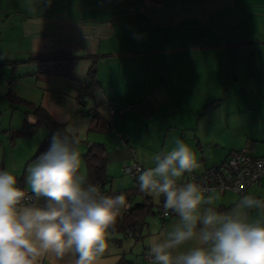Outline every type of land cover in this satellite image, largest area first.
<instances>
[{"label":"rangeland","instance_id":"1","mask_svg":"<svg viewBox=\"0 0 264 264\" xmlns=\"http://www.w3.org/2000/svg\"><path fill=\"white\" fill-rule=\"evenodd\" d=\"M43 1H48L52 9L58 8L53 4L60 1L64 5L60 8L71 12L97 3V0ZM162 4L166 6V18L183 21L180 26H171L168 32L169 47L174 50L157 51L153 67L148 68L155 83L165 76V84L156 91L158 98L170 96L168 104L157 112L150 110L154 112L150 117L129 107L123 115H114L111 126L102 119L99 124L104 132L102 138L106 139V171L111 176V182L101 191L120 192L133 183L135 188L128 191L136 192L131 194L134 200L145 199V193L136 185L139 175L134 177L124 170L131 163L132 149L138 163L146 169L154 168V157L171 151L174 140L180 139L195 154L200 167L194 172L199 173L219 163L229 149L244 145L238 144L239 137L231 127H243L251 112H264V0H163ZM156 10L146 8L148 15H154ZM4 62H0V170L17 173L18 179L31 163L27 160L19 164L23 148L19 144L26 140L22 138L44 139L47 132L39 127L32 135L17 136L11 145L9 130L22 127L25 109L12 103L7 93L12 91L22 97L24 81L13 79L12 65ZM139 69L142 73V67ZM18 76L15 73V78ZM158 98L157 103L162 101ZM133 102L137 101L123 106L116 104L115 108ZM119 134H124L127 144ZM77 148L80 171L85 175L82 155L86 149L83 150L84 145ZM12 158L18 160L16 166ZM152 198L156 204L162 201L160 197ZM250 215L253 219L264 216L258 210ZM146 217L150 225L161 222L159 216Z\"/></svg>","mask_w":264,"mask_h":264},{"label":"crops","instance_id":"2","mask_svg":"<svg viewBox=\"0 0 264 264\" xmlns=\"http://www.w3.org/2000/svg\"><path fill=\"white\" fill-rule=\"evenodd\" d=\"M162 3L163 0L158 2L97 0L92 7L71 12L61 9L60 6L64 5L60 1L53 4L58 8L52 9L48 7V1L44 3L43 0H0V38L3 42H0V62L22 61L17 66L13 64L11 71L13 79L24 81L21 84L23 89L21 96L40 104L55 121L67 123L68 130L81 139L80 145H84L83 150L87 151L91 142L89 140H97L104 144L106 142V139L102 138L104 132L100 130L101 119L111 126L114 115L116 113L123 115L132 104L134 107L130 109L137 108L139 114L147 117L154 113L149 112L150 110L154 109L157 112L168 104L170 96L162 98L159 95L161 97L158 98L156 91V88L161 89L165 84L163 81L165 76L162 75L160 82L155 83L156 80L148 68L153 67L157 51L174 50L169 47L168 32L171 26H180L183 21L181 18L177 21H172L169 16L166 18V6ZM148 7L158 10L154 15H148L146 11ZM67 54L79 57L72 68L75 80L65 75L47 73L42 64L36 61L24 62L34 58H54ZM94 57L98 60L96 77L101 89L93 96H85L80 90V84L87 82V70L92 65ZM139 67H142V73ZM15 73L19 75L18 78H15ZM168 84L170 85V82ZM78 96L83 99L82 105L75 100ZM157 98L164 101V104L162 101L157 103ZM135 100L137 102L129 106L115 108L116 104L123 106ZM110 104L115 109L113 114L108 112ZM122 108L124 112L119 113ZM90 109H96L97 114L89 113ZM27 119L30 123L35 121L31 114ZM243 124L244 126L239 129L230 128L239 137L238 144H244L239 148L247 147L255 154H262L264 112L249 113ZM119 137L127 144L124 134H119ZM41 138L42 136L33 141L22 138L26 140L19 144L23 147L19 154L21 158L19 164L29 160L40 141H43ZM239 148L229 149L221 161L230 150ZM131 151L133 154L130 159L132 157L135 159L133 149ZM13 162L14 166L18 164L15 158ZM32 163L28 164L25 172L24 190L28 192L30 190L27 175ZM141 165L145 168L143 164ZM185 175L187 174L185 173L179 180L184 179ZM133 185L131 183L125 189H134ZM132 193L136 192L134 190L129 192L126 199L130 207L135 203H152L154 213H146L144 209L136 211L139 218L146 222L138 227V238L122 236L125 233L119 234L121 237L108 236V247L98 258L97 264H116L121 257L136 264H154L153 259L145 257L144 251L148 252L150 245L164 239L178 220V217L169 210L164 220L161 219L157 224L152 222L150 225L146 215L158 216L157 208H164V204L160 207L162 204H156L152 196L146 193L145 199L139 197L134 200ZM246 195L264 199V177L247 188ZM205 196L213 198L212 206L219 211L231 209L239 200V196L230 191L224 194L210 191ZM38 203L41 204V200ZM254 210H258L261 216L264 215V210ZM195 246V241L188 242L177 251H187ZM71 259L66 256L60 260L54 255H48L42 258L40 264H70Z\"/></svg>","mask_w":264,"mask_h":264},{"label":"clouds","instance_id":"3","mask_svg":"<svg viewBox=\"0 0 264 264\" xmlns=\"http://www.w3.org/2000/svg\"><path fill=\"white\" fill-rule=\"evenodd\" d=\"M154 157L155 167L141 171L139 191L163 197L164 208L178 220L166 237L148 249L154 264H264V199L242 196L226 211L213 207V198L194 182L178 183L200 167L189 145ZM75 137L53 133L47 151L29 166L27 185L0 170V264H40L54 255L70 264H97L108 247L109 230L128 207L126 195H106L80 171ZM46 198L40 205V198ZM187 251H177L188 242Z\"/></svg>","mask_w":264,"mask_h":264},{"label":"trees","instance_id":"4","mask_svg":"<svg viewBox=\"0 0 264 264\" xmlns=\"http://www.w3.org/2000/svg\"><path fill=\"white\" fill-rule=\"evenodd\" d=\"M79 57L71 56L67 54L65 56L54 57V58H34L29 59L24 62L36 61L41 63L44 70L47 73L53 75H65L66 77L75 80V76L72 73V68ZM97 58H93L92 65L87 70L88 80L85 83L80 84V90L83 95L93 96L97 91L101 89V84L96 77L97 70ZM4 63L8 65H17L22 63V61H5ZM2 64V63H1ZM8 97L11 102L16 104L17 106H22L24 110V119L23 125L20 129H10L9 137L10 143L13 145L15 143V138L17 136H29L32 135L37 128L44 127L46 129V135L43 141L38 145L32 156L29 158L28 162H34L39 155L45 151H47L51 137L53 133H60L61 135H69L75 137L78 141V145L81 144V139L77 137L75 133H72L67 128V123H59L55 121L50 114L38 103H34L32 101L26 100L22 97H19L12 91H8ZM82 105V104H80ZM33 115L35 121L30 123L27 119L28 115ZM96 115V114H95ZM86 172L85 176L87 181L91 184L96 185L97 187L103 189L105 185L111 182V176L107 174L106 165H107V149L105 144L102 142L93 143V145H89L87 151L82 155ZM25 174L23 173L20 178L17 179V186L24 190L25 184ZM129 189H124L120 192H112L111 190L102 191V193H106L107 195H119L124 193L126 195V199L129 197ZM28 192V191H27ZM31 193V192H30ZM34 195V194H33ZM46 198H40L41 204L45 203ZM162 204L160 207H163L164 201L163 197H161ZM152 203H135L128 210L122 213L116 220V223L109 230L111 233L123 234L126 233L127 230H130L133 233V236L138 238V227L146 224L144 220H141L136 211L139 209H144L146 213H154L152 208ZM122 236H126L125 234ZM116 264H136L134 261H130L121 257Z\"/></svg>","mask_w":264,"mask_h":264},{"label":"built area","instance_id":"5","mask_svg":"<svg viewBox=\"0 0 264 264\" xmlns=\"http://www.w3.org/2000/svg\"><path fill=\"white\" fill-rule=\"evenodd\" d=\"M75 100L79 105L83 102L81 96L76 97ZM129 107H134V104ZM108 112L109 114L115 113V109L111 104L108 106ZM118 112L123 113L124 109L122 108ZM89 113L95 115L97 110L90 109ZM124 170L131 176L137 177L145 168L132 157L130 165L125 166ZM262 177H264V152L255 154L252 149L242 147L230 150L223 161L206 168L202 172L196 173L193 171L187 173L186 177L179 180L178 183H197L205 189L204 194L210 191H217L220 194L229 191L235 192L240 199L246 195L247 188L257 183ZM136 185L139 186L138 182H136ZM25 192L29 196H33L32 193ZM127 204L128 207L123 209L121 214L130 208V204L128 202ZM167 213H169V210H167ZM157 215L164 220L166 217L165 208H159ZM125 235L132 237L133 233L127 230ZM145 257L152 259L148 254Z\"/></svg>","mask_w":264,"mask_h":264},{"label":"water","instance_id":"6","mask_svg":"<svg viewBox=\"0 0 264 264\" xmlns=\"http://www.w3.org/2000/svg\"><path fill=\"white\" fill-rule=\"evenodd\" d=\"M93 143L94 142H89V145H93ZM109 237H113V236H115V237H121V235H114L113 233H111V232H109V235H108Z\"/></svg>","mask_w":264,"mask_h":264}]
</instances>
